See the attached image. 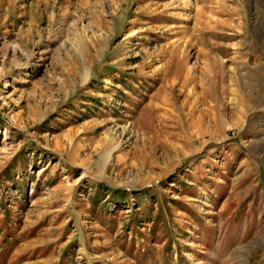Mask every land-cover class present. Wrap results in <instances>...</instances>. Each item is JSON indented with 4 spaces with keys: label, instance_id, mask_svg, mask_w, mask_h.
<instances>
[{
    "label": "rangeland",
    "instance_id": "1",
    "mask_svg": "<svg viewBox=\"0 0 264 264\" xmlns=\"http://www.w3.org/2000/svg\"><path fill=\"white\" fill-rule=\"evenodd\" d=\"M0 264H264V0H0Z\"/></svg>",
    "mask_w": 264,
    "mask_h": 264
},
{
    "label": "trees",
    "instance_id": "2",
    "mask_svg": "<svg viewBox=\"0 0 264 264\" xmlns=\"http://www.w3.org/2000/svg\"><path fill=\"white\" fill-rule=\"evenodd\" d=\"M112 194H114V195H115V193H113V192H112ZM124 195H125V194H123V196H124Z\"/></svg>",
    "mask_w": 264,
    "mask_h": 264
}]
</instances>
